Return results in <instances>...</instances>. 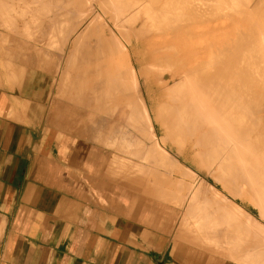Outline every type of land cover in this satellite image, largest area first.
<instances>
[{"label":"bare ground","instance_id":"bare-ground-1","mask_svg":"<svg viewBox=\"0 0 264 264\" xmlns=\"http://www.w3.org/2000/svg\"><path fill=\"white\" fill-rule=\"evenodd\" d=\"M4 1L0 0V16L2 14L6 16L8 13L9 15L0 18L2 25L0 27L13 34H19L16 32L19 27L15 26L17 21L12 24L15 15L17 14L18 18H22L23 15L25 18L34 10L25 8L26 5L23 3L29 0H16V7L19 1H24L22 5L25 6L24 8L18 6V10L15 9L16 13H13L14 0H11L12 4L11 1L8 3L9 0L7 3ZM205 1L207 4H204ZM205 1L195 3L197 0H41L39 3L43 2L41 3L43 6L41 4L38 6L44 7L42 9L34 0L31 3L39 9L34 7L37 14L44 13L47 19L52 14L53 18L46 23L44 17L40 21L42 17L39 14L37 15L39 19H34L33 23H25L32 17L30 15L31 17L28 16L29 19L26 18L24 22L26 25L20 22V28L24 30L20 34L23 36L26 31L27 36L24 35L31 44L26 41L24 43L34 50L33 55L37 60L39 82L35 88L37 95L43 99L51 95L52 79L46 78L44 72L60 76L49 113L50 127L59 129L71 124L70 121H63L64 116L74 113L66 110L65 104H62V100L66 99L74 109H79L80 113L95 117L107 114L110 115L108 116L110 119L112 116L122 118L125 120L122 123H127L141 136V139L136 138L140 145L136 139V143L132 144L140 147L139 158L145 160L148 166L141 167L142 164L135 162L134 166L140 167H137L139 177L135 176L140 184H136L137 188L141 187L142 192H148L150 197L154 194L165 203L169 199L168 196H171L173 201H176L173 202L172 199L170 201L175 203L178 209L188 206V210L185 208L184 211L186 213L190 211L187 213L188 218H193L195 222L191 225L192 222L190 223L182 214L187 220L181 219L185 222L187 230L186 232L181 230L172 239L176 245V253L186 243L198 246L197 248L205 247L214 254L241 260L239 262L264 264V75H262L264 51L262 52L259 47L253 51V46H260L261 37L264 38L263 34L257 35L259 32L263 33L264 28L259 30L256 27L260 26L259 23L263 25L264 20H256L259 23L257 22L258 25L255 27H252L256 24L253 22L255 20L251 21L250 31L255 33L257 31L256 34L253 33L255 36L252 34L253 38L256 39V35L261 36L257 37L259 39H256L257 43L255 41L251 45L252 37L240 29V21L229 16L228 10L221 12L226 9V4L229 7L231 0L229 2L223 0L229 4L224 2L225 8L219 7L224 18L219 11L216 12L218 6L223 3L222 0L220 4L216 2L220 0H214L212 3L210 0ZM244 1L246 4L243 6L247 7L250 0L249 2L240 0L239 4ZM208 2L211 6L206 7ZM258 2L260 5L257 6L260 9L264 8V3L262 4L261 0ZM1 3L6 8H2ZM255 3L257 4L256 1ZM5 4L13 8L10 6L8 8ZM26 4L29 6L30 3ZM256 4L254 10H257ZM212 5L214 8H211ZM238 6L237 4V10ZM232 7L231 11L236 10L233 4ZM10 8L13 9L12 12ZM252 8L254 7L251 6ZM26 9L33 11L27 13ZM263 10L261 12L264 15ZM35 15L33 18L37 17ZM31 23L33 27H30ZM22 25L27 28H23ZM7 33L0 32V52L9 44L10 52H7L11 58L8 57L10 61L8 59L5 62L13 64L11 59L16 55L18 44L16 39ZM262 41L261 43L264 42ZM262 49L264 50L263 45ZM252 51L255 55H252ZM26 56L28 57V54ZM5 58L7 57L3 60H6ZM12 64L8 74L9 82L14 86L26 79L20 73L23 65L22 68H17L18 72ZM14 64L16 67L15 62ZM254 68L258 69V74L254 73ZM10 110L6 111L8 115H10L8 111L12 112ZM108 117L105 119L107 122ZM114 123L116 125V122ZM157 125L163 129L164 136H159ZM70 133L73 132L70 131L68 135ZM58 135H61L59 131ZM58 135L56 136L60 137ZM132 147L133 153L131 151L129 153L135 154L139 147L137 150L133 145ZM138 155L136 154L135 158L138 159ZM114 156L117 155L114 153ZM125 159L121 160L126 161ZM118 160L119 156L116 160L113 158V162L116 161L118 164L116 168L124 170L123 174L118 171L122 174L120 179H123V182L128 181V186L133 185L134 174L132 178L131 173L124 169L128 168L130 163L131 167L128 170L130 171L132 167L136 169L134 163L132 164L133 160L128 159V165L124 162L126 167L123 161L118 163ZM188 161L193 162L197 170L205 168L210 175H216L215 180L217 179L221 189L205 181L197 171L186 166L185 163ZM114 164L115 162L112 165ZM105 168V172L110 171L109 167ZM113 173L114 171L108 173L112 174L111 177L109 175L103 177L115 181ZM148 176L154 177L153 183L146 180ZM114 178H117L116 174ZM137 180L135 182H138ZM116 183L121 184V181ZM246 200L255 205L258 210L257 216L248 212L239 202ZM162 209L164 212L162 223L168 226L174 208L165 205ZM177 227L176 229H180ZM205 244L206 246L209 244L210 247L207 248Z\"/></svg>","mask_w":264,"mask_h":264},{"label":"crops","instance_id":"crops-1","mask_svg":"<svg viewBox=\"0 0 264 264\" xmlns=\"http://www.w3.org/2000/svg\"><path fill=\"white\" fill-rule=\"evenodd\" d=\"M250 1L248 8L255 7V1L260 5L258 0ZM3 51L0 264H238L186 243L176 253L175 242L159 240L156 210L143 212L135 195L122 191L115 175V181L103 177L112 172L108 152L84 138L88 134L77 138L76 130L68 135L72 132L68 127L47 124L46 100L26 81L10 84L11 56L6 48ZM1 59L4 63L9 59L6 69ZM11 62L14 66V58ZM30 92L32 101L27 99ZM24 100L31 102L26 109ZM105 167L110 171L105 172Z\"/></svg>","mask_w":264,"mask_h":264},{"label":"rangeland","instance_id":"rangeland-1","mask_svg":"<svg viewBox=\"0 0 264 264\" xmlns=\"http://www.w3.org/2000/svg\"><path fill=\"white\" fill-rule=\"evenodd\" d=\"M11 0H9L8 1V3L10 2ZM13 1V0H12ZM12 1H11V4H12ZM24 1H26V0H24ZM24 1H19V2H17V7L15 6L16 5V0H14L13 1V6H14V11H13V13L16 11L15 9H17L18 8V6H20L21 8L23 7L24 8V6L26 5V7L25 8H27L28 9V7L30 8V9H32L33 8V10H34V12H35V10L36 9H38L34 4L32 5V1L34 2V0H29V1H27V2H29L30 4H29V6H28V4H26V3H23ZM31 1V2H30ZM39 1H41V0H38V2H37V0H35V4H37V6L39 5L40 6V4L41 3H43V2H40L39 3ZM202 2V3H204V1L202 0V1H200V0H197V2H195V3H199V2ZM208 1V0H207ZM211 1V2H210ZM209 2L210 3H212V2H214V0H210ZM228 2L230 1V0H227ZM226 1V2H227ZM233 1V2H232ZM262 2V4L264 3V0H261ZM7 3V0H5L4 1V3ZM194 2V1H193ZM209 2H208V6L206 5V7H209V6H211V4L209 5ZM216 2H219V4H220V2H221V0L220 1H216ZM216 2L213 4V5H215L216 4ZM222 2L223 3H221L219 6H218V8L217 7H215V9H216V12L218 13V11H219V14L222 12V11H227L228 10V13H230V15L229 16H231V17H233L236 21H240V29L241 30H243L244 32H247V33H249V35H251V36H249V37H252V39H255V38H253L254 36H255V34L257 33V31H256V33L255 32H252V31H250V28H251V21H253V20H255V21H253V22H256V24H254V26H252V27H255L256 25H258L257 24V22L259 23V21H256V20H260V21H263L264 19H263V17H264V15H263V12H261V10L262 9H264L263 7H261V9H260V7H257L256 9L257 10H254L255 9V7L254 8H252L251 9V7L250 8H247L246 7V5L245 6H243L244 4H246V2L244 1V3L243 2H241V4H239V2H240V0H239V2L237 1V0H231V4H229L228 2V6L230 7H227V4L225 5V7H226V9H224V10H221V12H220V9H219V7H221V9H222V7L223 8H225L224 6H223V4H225L226 2L225 1H223L222 0ZM225 2V3H224ZM238 2V3H237ZM251 2V1H250ZM15 3V4H14ZM21 3V5H19ZM22 3L23 4H25V5H22ZM236 3V4H235ZM2 4V3H1ZM10 4V3H9ZM204 4H207L206 3V1H205V3ZM203 4V5H204ZM218 4V3H217ZM232 4H233V6L234 7H236L235 9L237 10V4L239 5L238 7V9L239 10H233V11H231V8H233L232 7ZM5 5H7V4H5ZM31 5V6H30ZM42 5V4H41ZM200 5H201V3H200ZM203 5H202V7H203ZM213 5H212V7L211 8H214L213 7ZM222 5V6H221ZM236 5V6H235ZM8 6V8H9V6L10 7H12L11 5H7ZM38 6V7H39ZM43 6V5H42ZM217 6V5H216ZM6 8L5 6H4V4H2V8ZM16 7V8H15ZM36 9H35V8ZM205 7V8H206ZM244 7H245V9H244ZM13 8V7H12ZM39 8H42V7H39ZM204 8V7H203ZM241 8V9H240ZM259 8V9H258ZM20 9V8H19ZM26 9V11H27V13L28 12H31V11H33V10H31V11H29V10H27ZM42 9H44V7L42 8ZM6 11H7V9H5ZM9 10V9H8ZM10 10H11V8H10ZM13 10V9H12ZM12 10H11V12H12ZM18 10V9H17ZM39 10V9H38ZM213 10V9H212ZM211 10V11H212ZM234 11H236V12H234ZM264 11V10H263ZM8 12V11H7ZM34 12H31L32 14H30V15H32V17L30 16V15H28L27 14V16H26V13H25V15H24V17L25 18H23V15H22V18H18L16 15H15V17L17 18H14V21L13 20H11V21H13V23L12 24H14V22L15 21H17V24L15 25L16 27H19V30H16V32L18 33L19 32V34H16V33H12V32H10V31H7L6 29H4L3 27L1 28L0 27V32H8L7 34L9 35V36H12L14 39H16V41H17V44H18V48L15 50V56H14V62L16 63V65L18 66H16L15 67V64H14V68H16L15 70H17L18 72H19V70L17 69V68H22V65H23V68H24V66H25V68L23 69H21L20 70V73L21 74H23L24 75V77H25V79H26V82L27 83H29L30 84V87H31V91H32V88H33V86H37V84H39V82H37V79H38V67H37V60H36V57H35V55H33L34 53H33V49L32 48H30V47H28V44L30 43L31 44V42L29 41V39H27V34H26V31H25V33H23V36L20 34V33H22V32H24V30H22L20 27H21V24H20V22L23 24L25 21H26V18L27 19H29V17L28 16H30L31 18L29 19V21H27V22H25V23H29V22H32L33 23V20L34 19H36V18H38L39 19V14H41V13H39V14H37V10H36V12L34 13ZM39 12H41V11H39ZM44 12V11H43ZM258 12V13H257ZM12 13V14H13ZM16 13V12H15ZM36 14V15H35ZM219 14H217V16L219 15ZM257 14H260V15H257ZM7 15H9V13L8 14H6V16ZM14 15V14H13ZM13 15H12V18H13ZM33 15H35V16H37V17H35V18H33L34 16ZM44 15V16H43ZM207 15L210 17V15H209V12H207ZM221 16H222V18H224L223 16H224V14L222 13V14H220ZM256 15H257V17H256ZM2 16H4L5 18H6V16H5V14L3 15H1L0 16V18H3ZM11 16V15H10ZM19 17H20V14L18 15ZM41 17V20L40 21H42L44 18V21L46 22V23H49L48 21H50L49 19H51V17L53 16L52 14L50 15V18L49 19H47V16H46V14H41L40 15ZM46 16V17H45ZM207 16V17H208ZM252 16H255L256 17V19H255V17H252ZM8 17V16H7ZM44 17V18H43ZM205 17V16H204ZM259 17V18H258ZM5 18H4V20H5ZM10 19H11V17H9ZM53 18V17H52ZM258 18V19H257ZM8 19V18H7ZM6 19V20H7ZM32 19V21H30ZM47 19V20H46ZM210 19V18H209ZM2 20V19H1ZM18 20H20L19 22H18ZM23 20V21H22ZM10 21V20H9ZM247 21H250V23L249 22H247ZM2 22V21H1ZM16 23V22H15ZM19 23V24H18ZM24 23V24H25ZM32 23H31V25H30V27H33V25H32ZM2 24V23H1ZM30 24V23H29ZM110 24L113 26V23L112 22H110ZM26 25V24H25ZM25 25H22V27L23 28H25ZM208 25V24H207ZM259 25L260 26H262L261 28H259L258 26H256L259 30L260 29H262V28H264L263 26H264V22H263V25H261V23H259ZM0 26H2V25H0ZM28 27H29V25H28ZM27 28V27H26ZM25 28V29H26ZM16 29V28H15ZM247 29H249V30H247ZM240 30V31H241ZM253 30V29H252ZM263 30V29H262ZM250 32H252L251 34H250ZM253 33H255V34H253ZM24 34H26V36L24 35ZM254 36H253V35ZM262 34L264 35V31H263V33H261V32H259V34L257 33V35H261L262 36ZM256 35V39L257 40H259L257 37H261V36H257ZM16 36H18V37H16ZM20 36V37H19ZM25 36V37H24ZM251 39V41L253 42H251V45L252 44H254V42L256 41V43H257V40L255 39L254 41ZM264 38L263 37H261V41L263 40ZM23 41V42H22ZM29 42L28 44L26 43H24V42ZM261 41H260V46L258 45V46H253V51L254 50H256V47H259L260 48V50L263 52L264 50L262 49V45L264 46V40L262 41L263 43H261ZM259 42V41H258ZM255 43V44H256ZM255 48V49H254ZM6 49H7V51L8 52H10V47H9V44H8V47L6 46ZM252 50V49H251ZM250 50V51H251ZM259 50V52H261ZM252 51V52H253ZM17 52V53H16ZM252 52H251V54H252ZM255 52V51H254ZM253 52V54L252 55H255V53ZM20 53V54H19ZM258 53V51H256V54ZM19 54V55H18ZM28 54V57L26 56ZM257 56H258V54H257ZM257 56H255V58L257 57ZM254 57V56H253ZM20 62V63H19ZM44 72V71H43ZM256 72V73H255ZM258 72V69H256V68H254V73L255 74H258L257 73ZM43 74H45V77L46 78H49L50 80L52 79V83H51V86L52 87H50L51 88V95H50V97H48L47 99H45L46 100V121H47V123L49 122V113H50V110H51V104H52V100H53V98H54V96H55V94L57 93L56 91H57V87H58V82H59V75H55V76H53V74H49L48 72H44ZM262 75H264V73H263V71H262ZM59 76V77H58ZM58 80V81H57ZM56 86V87H55ZM32 92H30V98H29V100H33L34 99V97H33V94H31ZM32 97V98H31ZM49 100V101H48ZM66 99H63L62 101V104H65V109L66 110H70V111H72V112H74L73 114H71V115H67L68 116V118H66L67 116H64V119H63V121H70V129H71V127H72V132L73 133H75V129L77 130L76 132H77V134L79 135L77 138H81V137H83V136H81V135H83V133H86V134H88V136L87 137H84V138H88L90 141H91V143H93L94 145H99V146H102L103 147V149L106 151L107 150V152H108V155L110 156L109 157V159H110V166H111V169H112V171L114 170L115 172V174H116V177L118 178V180H120L121 181V184H123L124 182H125V180H124V182L122 181L123 179H120V176L123 174V172L122 171H124L123 170V168H122V170H120V168H116L117 166H116V164H117V162L116 161H114L115 162V164L114 165H112L114 162H113V158H115V160H116V157L117 156H119V160H118V163H120V162H122L123 163V165H124V167H126L128 164V162H129V160L128 159H130V160H133L132 161V164H133V166L134 165H136L137 164V162H138V164H142L141 165V167L142 166H148L147 165V162H145V160L143 161V159H140L139 157V153H138V151H139V149H140V147L139 146H137V144H139V141L137 140V139H141V136L136 132V131H134L135 129H133L131 126H129L127 123L125 124V123H122V122H125V120L124 119H122V118H120L119 119V117H116V116H112L111 117V119L109 118L110 117V115H108L107 116V114H103V115H101V116H90L89 114L87 115V114H84V113H80V110L79 109H74L73 108V106L66 100ZM47 101H48V103H47ZM24 104V107L25 106H27L28 104L30 105L31 104V102H28V104H26L27 102L26 101H24L23 102ZM26 108V107H25ZM24 108V109H25ZM107 117L109 118V120H111L110 122H109V120H108V122L106 121L107 120ZM114 118V119H113ZM115 118H118V119H115ZM68 119V120H67ZM106 119V120H105ZM124 120V121H123ZM118 121V122H117ZM74 124H73V123ZM105 122V123H104ZM107 122V123H106ZM114 122H116V125H115V123ZM109 123V124H108ZM95 124L96 125V127H95V125L93 126V125ZM111 124V125H110ZM119 126H118V125ZM104 127H102V126ZM105 125H106V127H105ZM68 126V127H69ZM112 126V127H111ZM115 126V127H114ZM118 126V127H117ZM92 127V128H91ZM113 127L116 129H113ZM123 127V128H122ZM126 127V128H125ZM100 128V129H99ZM112 128V129H111ZM123 130H122V129ZM96 129V130H95ZM102 129H103V131H104V134H103V131H102ZM126 129H127V131H126ZM131 131V133H130V131ZM157 129H158V133H159V136H164V133H163V129L159 126V125H157ZM78 130H80V131H78ZM93 130H95V131H93ZM121 130V131H120ZM133 130V131H132ZM106 131V132H105ZM110 131V132H109ZM123 131V133H121ZM127 133H126V132ZM78 132H80V133H78ZM124 132H125V134H126V136H125V134H124ZM93 134V135H92ZM96 134V135H95ZM116 134V135H115ZM128 134H129V136H128ZM131 134V135H130ZM113 135V136H112ZM115 135V136H114ZM122 135H124V137L122 136ZM102 137V138H101ZM112 137V138H111ZM118 137V138H117ZM123 137V138H122ZM127 137H129V138H127ZM137 138V139H136ZM129 139V140H128ZM137 140V144H132V142L133 143H136L135 141ZM130 140H132V141H130ZM95 141H97V142H95ZM121 141V142H120ZM125 142V143H124ZM123 144V145H122ZM117 145V146H116ZM119 145H120V147H119ZM130 145V146H129ZM132 145L135 147V149L137 150V148H138V150L136 151L135 149V154H131V153H133V151H131V148H133L132 147ZM140 145V144H139ZM126 146V147H125ZM137 146V147H136ZM114 147H115V149H114ZM112 150V151H111ZM124 150H125V152H124ZM119 151V152H118ZM131 151V153H129ZM106 152V153H107ZM111 152L113 153V154H111ZM114 153L117 155V156H114ZM127 154V155H126ZM129 154H131L130 156H129ZM136 154L138 155V159L137 158H135L136 157ZM133 155V156H132ZM135 155V156H134ZM121 156H122V158H128V159H125L126 161H124V160H121L122 158H121ZM142 158V157H141ZM112 160V161H111ZM120 161V162H119ZM128 161V162H127ZM181 161H182V163H184L183 162V160L181 159ZM113 162V163H112ZM124 162H126L125 164H127V165H125L124 164ZM135 162H136V164H135ZM122 163L120 164L121 166H122ZM118 165V164H117ZM119 165V166H120ZM130 165H131V163H130ZM128 166V168H130L131 166ZM185 165L186 166H188V167H191L193 170H195V171H197L198 173H199V175H200V177L202 178V179H205V181H208L209 183H211L212 185H214L215 187H218L219 189H221V185L220 184H218L217 183V179L215 180V176L216 175H210V173H208V170L207 169H201V170H197L195 167H194V165H193V162H191V161H188L187 163H185ZM118 166V167H119ZM123 167V166H122ZM134 167H136V169L134 168V169H132V171H131V169H130V171L128 170V168L126 167V168H124V169H127V170H125V171H128V172H130L131 173V177L133 178V174H134V178L133 179H135L136 177L135 176H138L139 177V172H138V168H140L139 167V165L138 166H134ZM138 167V168H137ZM207 170V171H206ZM118 171H120V172H118ZM134 171H137L138 173H134ZM125 173V172H124ZM114 174V175H115ZM137 174V175H136ZM208 174V175H207ZM212 176H213V178H212ZM211 177V178H210ZM123 178V177H122ZM154 178V177H153ZM152 178V176L150 177V176H148L147 178H146V180L148 179V182L149 183H153L154 182V179ZM138 179V178H137ZM137 179H135L134 180V182L132 183L133 185H131L130 184V180H129V185H131V186H128V181H126L123 185H121V187H122V191L124 192V193H126V195H130V194H133V195H135V197H136V202L137 203H140V207H141V209H142V211L143 212H145V213H147V214H153L154 213V211L156 210V219H157V223H158V238H159V240H162V241H168V243H171V245L174 243V240L172 241V239H174V237L176 236V235H178L179 233L178 232H180L181 230L182 231H184V232H186V230H187V227H185L184 225H185V218L187 217H189V215L187 214V213H190V211H187V213L184 211V210H188V206H184V207H182L181 209H178L177 208V205L175 204H173V202H175V201H173V198H171V196L169 197L168 196V200L166 201V203H165V201H162V200H159V198L158 197H156L154 194H152V192H151V194L154 196V198H153V196L152 197H150L149 196V193L147 192V193H144V191L142 192V189H141V187L138 189L137 188V186L138 185H140V184H138L139 183V181L137 180ZM150 179V180H149ZM138 181V182H135V181ZM133 180H131V182H132ZM151 181V182H150ZM204 181V182H205ZM206 183V182H205ZM136 184H138L137 186H136ZM134 187H136L135 189H134ZM134 189V190H133ZM142 192V193H141ZM146 192V191H145ZM144 193V194H143ZM148 194V195H147ZM146 196V197H145ZM156 197V198H155ZM172 199V201H170ZM170 202V203H169ZM240 203H241V205L248 211V212H250V213H252L254 216H257L258 215V210H257V208L255 207V205L251 202V201H249V200H246V201H244V202H242V201H239ZM172 203V204H171ZM166 205V207H172V208H174V210H173V214H171V216H170V218H171V222L169 223V225L167 226V225H165V224H163L162 223V220H163V214H164V212H163V209H162V207L163 206H165ZM170 205H172V206H170ZM186 208V209H185ZM180 212V213H179ZM183 212H185L186 213V215H185V213H183ZM193 212V211H192ZM191 212V213H192ZM194 213V212H193ZM186 216L185 218H184V216ZM191 215V214H190ZM192 216V215H191ZM193 216H195V214L193 215ZM177 217V218H176ZM181 217V218H180ZM181 219H185L184 221L183 220H181ZM190 219V220H189ZM193 219V218H192ZM192 219L191 218H188V221L191 223V225H194L193 224V222H194V219H193V221H192ZM180 220H181V222H180ZM187 221V220H186ZM178 222H179V224H178ZM195 223V222H194ZM264 223V222H263ZM177 224H178V227H177ZM185 228H184V227ZM176 227L177 228H180V229H176ZM217 230V229H216ZM215 230V231H216ZM176 232V234L174 235V233ZM161 233V234H160ZM171 241V242H170ZM173 242V243H172ZM243 243V242H242ZM233 244V243H232ZM205 246H206V244H205ZM208 247H210L209 246V244L207 245ZM206 246V247H207ZM207 247V248H208ZM197 248V247H196ZM199 249H202L203 251H205V252H207L208 253V255L210 254V255H218V256H220L223 260H227V261H229V262H233V263H238V264H248L247 262H239V261H241V260H236V259H234V258H232V257H229V256H224V255H220V254H214V253H212V252H210V251H208L205 247H199ZM226 257V258H225ZM251 264V263H250Z\"/></svg>","mask_w":264,"mask_h":264}]
</instances>
